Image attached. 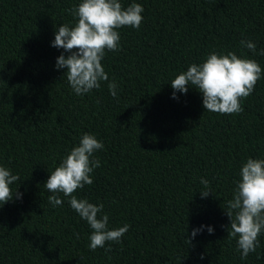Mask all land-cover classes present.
I'll return each mask as SVG.
<instances>
[{
	"label": "trees",
	"instance_id": "1",
	"mask_svg": "<svg viewBox=\"0 0 264 264\" xmlns=\"http://www.w3.org/2000/svg\"><path fill=\"white\" fill-rule=\"evenodd\" d=\"M80 2L0 0V165L19 175L11 187L23 194L0 207V264H264V233L241 259L224 210L242 163L264 158V75L239 114L205 110L191 86L173 98L170 85L213 51L264 70V0H135L144 19L118 29L120 50L102 61L108 81L77 96L55 67L68 53L51 42L59 25H74L66 10ZM242 39L256 43L255 55ZM85 132L104 148L93 183L74 195L103 203L109 228L130 226L108 252L89 249L90 226L62 193L53 207L45 187ZM201 225L214 231L191 237Z\"/></svg>",
	"mask_w": 264,
	"mask_h": 264
},
{
	"label": "clouds",
	"instance_id": "2",
	"mask_svg": "<svg viewBox=\"0 0 264 264\" xmlns=\"http://www.w3.org/2000/svg\"><path fill=\"white\" fill-rule=\"evenodd\" d=\"M75 23L71 27L61 24L54 33L51 46L63 49L56 58L55 67L66 69L64 73L73 92L77 96L99 89L102 81H108L104 70L103 59L107 51L120 50V33L122 27L139 29L143 22L144 8L135 0L125 7L121 0H81L71 9ZM240 44L254 55L256 43L242 39ZM259 55H264L261 49ZM264 75L260 64L252 58L238 56L232 51L226 54L213 51L201 63H191L186 71H180L170 81L176 92L187 93L191 86L202 94L203 107L207 111L219 114H239L243 111L241 101L254 91L256 83ZM110 94L117 98L118 85L115 80L108 82ZM103 142L95 134L85 132L62 158L61 162L50 173L45 187L52 195L48 201L53 205L62 206L63 201L58 195L68 197L71 208L90 226L89 249L95 251L98 247L105 248L106 242H122L123 235L129 225L109 228V216L103 212V203H91L85 198H77L74 193L85 185L93 183L92 173L100 167V160L94 153L103 150ZM240 179L236 181L233 195L224 208L230 224L227 236L235 238L241 259H246L250 253L260 246L259 236L264 233V158H247L239 171ZM18 174L4 165H0V207L9 201L22 199V193L12 189L19 180ZM204 186L201 198L212 193L209 181L201 178ZM205 227L211 234L212 226L201 225L190 233L195 237ZM77 239L79 234H76ZM187 244L191 243L186 239ZM111 251V246L105 248Z\"/></svg>",
	"mask_w": 264,
	"mask_h": 264
}]
</instances>
